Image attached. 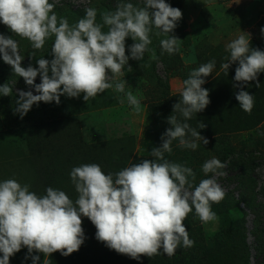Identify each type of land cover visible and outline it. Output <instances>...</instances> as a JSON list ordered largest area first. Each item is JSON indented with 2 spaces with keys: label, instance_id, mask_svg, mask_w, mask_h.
<instances>
[{
  "label": "rangeland",
  "instance_id": "obj_1",
  "mask_svg": "<svg viewBox=\"0 0 264 264\" xmlns=\"http://www.w3.org/2000/svg\"><path fill=\"white\" fill-rule=\"evenodd\" d=\"M49 2L54 3L53 11L58 19L66 18L69 26L78 23L89 7L96 9V23L101 25L103 14L114 12L118 3L145 7V0ZM165 2L179 8L182 18L167 35H157L160 30L153 26L149 34L152 41L148 45L149 51L141 60L129 58L122 75L117 77L127 82L125 91H132L140 100L138 113L128 104L124 93L110 88L88 101L81 93L74 98L61 95L59 104L55 101L39 102L21 118L15 112L19 91L38 93L25 83L23 77L14 73L0 54V86L7 83L13 92L9 96L0 95V182L15 179L21 185L28 184L29 190L38 196L46 195V189L52 187L64 191L75 202L78 193L70 177L74 167L95 163L105 174L114 175L144 159H155L151 151L162 145V135L172 127L167 119L175 115L179 122L188 123L209 141L206 145L202 140L196 141L198 147L193 150L179 146L177 139L172 142L171 153H165L170 162L194 171L193 188L201 180L215 175L203 172L202 166L206 161L217 158L226 165L218 169L226 174L215 176L225 191L224 199L211 205L218 220L201 222L193 207L184 221L189 238L194 241L193 246L181 245L172 256L161 249L158 255L141 256L135 260L98 241L95 226L82 216L84 242L79 250L68 256L59 251L44 256L36 251L29 254L28 249L22 247L10 257L9 264H33L31 256L37 255L40 258L37 264H185L182 259L189 250L195 252L193 264H264V244L261 245L264 234L260 232V228H264V214L259 211V205H264V72L257 76L260 83L257 88L256 81L241 84L234 80L238 61L230 63L227 73L221 67L230 59L227 45L242 34H249L250 48L264 51V0ZM102 31L107 32L108 26L103 25ZM0 34L17 41L24 57L22 67H38V59L51 61L54 58L51 53L54 36L47 38L43 48L37 50L32 48L29 40L14 34L2 22ZM170 35L178 39V51L173 54L164 52L160 44ZM133 43L135 41L131 37H126V55L129 57ZM153 51L158 59L151 58ZM188 54H191V59ZM163 57L168 68L161 60L158 61ZM211 61L215 66L212 74L204 77L202 85L209 92L210 103L203 111L185 120L179 112H173V105L181 99L183 82L194 70L185 65L195 62L198 68ZM40 82L38 75L35 83ZM241 90L253 95L254 105L250 114L236 100V94ZM200 122L206 127L200 129ZM225 148L234 150L232 158L245 156L251 159V165L243 172L250 178L252 198L241 195L237 184L240 173L231 167L230 158H224ZM255 237L260 240L258 244ZM2 255L0 253V257Z\"/></svg>",
  "mask_w": 264,
  "mask_h": 264
},
{
  "label": "clouds",
  "instance_id": "obj_2",
  "mask_svg": "<svg viewBox=\"0 0 264 264\" xmlns=\"http://www.w3.org/2000/svg\"><path fill=\"white\" fill-rule=\"evenodd\" d=\"M54 7L49 0H0V22L29 40L33 49H42L47 38L55 37L51 49L54 58L51 61L40 58L38 67L25 68L21 66L24 57L17 41L0 34L3 61L38 93L19 91L15 112L23 118L39 102L59 104L61 95L74 98L81 93L88 101L112 88L124 93L128 104L138 113L140 100L132 91H125L127 82L117 77L122 75L129 58L141 60L149 51L152 27L160 30L157 35L171 33L182 18L181 10L165 0H145L143 8L121 2L114 12L103 14V25L108 26V31L103 32V25L96 23V9L86 8V15L69 26L66 18L58 19ZM126 37L135 41L130 47L131 57L126 55ZM177 41L172 35L161 40L162 50L173 54L178 51ZM249 43V34L231 41L227 45L230 59L221 67L227 73L230 63L238 61L234 80L241 84L256 81L259 88L257 76L264 72V51L250 48ZM151 58L158 59L154 51ZM214 66L215 62L211 61L191 71L183 82L181 99L173 105V112L188 120L207 107L209 92L202 85ZM38 75L41 82L36 84ZM12 94L7 83L0 86V95ZM236 100L245 112L251 113L253 95L241 90ZM167 122L172 127L162 135V145L152 149L151 156L155 159H144L114 175L105 174L95 163L74 167L70 177L78 193L75 202L64 191L52 187L46 189V195L38 196L29 190L28 184L21 185L15 179L0 182V253L3 254L0 264H9L10 257L22 247L29 254L36 251L44 256L57 251L68 256L79 250L84 242L82 216L95 226L98 241L135 260L158 255L161 249L172 256L181 245L193 246L184 221L193 207L201 222L218 220L211 205L222 201L225 191L215 176L225 175L218 169L226 165L217 158L206 161L203 172L215 175L193 188L194 171L170 162L165 153H171L172 142L177 139L179 146L193 150L198 147L196 141L202 140L205 145L209 141L188 123L179 122L175 115L169 116ZM199 127L206 125L200 122ZM31 259L37 264L40 258L37 255Z\"/></svg>",
  "mask_w": 264,
  "mask_h": 264
},
{
  "label": "trees",
  "instance_id": "obj_3",
  "mask_svg": "<svg viewBox=\"0 0 264 264\" xmlns=\"http://www.w3.org/2000/svg\"><path fill=\"white\" fill-rule=\"evenodd\" d=\"M162 61L165 65V68H168V64L166 63V59L163 57V58H160L158 61ZM69 150H72V148H68ZM234 150L229 148V150H227V148H225V151H224V158L225 159H229V162L231 163V167L233 168H237V171L238 173H240L239 175V178L237 179V184H239L240 187H238V189L240 190L241 192V195L243 197H247L248 199L251 197L252 198V185L251 183L249 182L250 181V178L243 172L244 170L248 169L249 166L251 165V159H247L245 156H240L239 158H232V156L234 155ZM250 201V200H249ZM253 200H251L252 202ZM253 203V202H252ZM251 204V203H250ZM259 207L261 209H259L260 211V214H264V205L260 204ZM259 214V215H260ZM264 229V228H262ZM260 228V232L262 234H264V230H262ZM256 238V237H255ZM258 238V236H257ZM256 238V240H257ZM258 241L260 240H257V244H258ZM264 244V241H261V245ZM194 255H195V252L189 250L186 255L183 257L182 261L185 263V264H193L194 263Z\"/></svg>",
  "mask_w": 264,
  "mask_h": 264
},
{
  "label": "crops",
  "instance_id": "obj_4",
  "mask_svg": "<svg viewBox=\"0 0 264 264\" xmlns=\"http://www.w3.org/2000/svg\"><path fill=\"white\" fill-rule=\"evenodd\" d=\"M190 56H191V54H188V55H187V57H189V59H191ZM185 67H190V68H192V69H194V70L197 69V66H196V63H195V62H190L189 64H186ZM123 96H124V95H123ZM124 97H125V96H124Z\"/></svg>",
  "mask_w": 264,
  "mask_h": 264
}]
</instances>
